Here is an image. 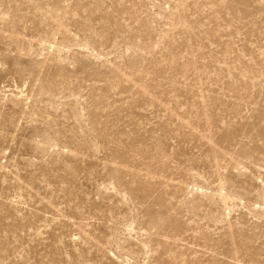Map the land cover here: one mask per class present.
<instances>
[{"label":"rangeland","instance_id":"rangeland-1","mask_svg":"<svg viewBox=\"0 0 264 264\" xmlns=\"http://www.w3.org/2000/svg\"><path fill=\"white\" fill-rule=\"evenodd\" d=\"M0 264H264V0H0Z\"/></svg>","mask_w":264,"mask_h":264}]
</instances>
